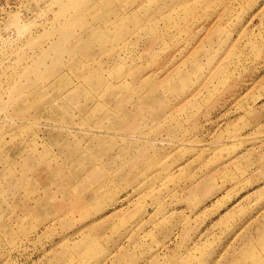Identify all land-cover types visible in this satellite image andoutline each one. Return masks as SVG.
<instances>
[{
	"label": "rangeland",
	"instance_id": "rangeland-1",
	"mask_svg": "<svg viewBox=\"0 0 264 264\" xmlns=\"http://www.w3.org/2000/svg\"><path fill=\"white\" fill-rule=\"evenodd\" d=\"M0 264H264V0H0Z\"/></svg>",
	"mask_w": 264,
	"mask_h": 264
}]
</instances>
